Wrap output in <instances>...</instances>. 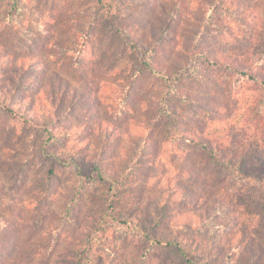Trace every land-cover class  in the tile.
Here are the masks:
<instances>
[{
	"label": "rangeland",
	"instance_id": "rangeland-1",
	"mask_svg": "<svg viewBox=\"0 0 264 264\" xmlns=\"http://www.w3.org/2000/svg\"><path fill=\"white\" fill-rule=\"evenodd\" d=\"M185 5L0 0V264H264V0Z\"/></svg>",
	"mask_w": 264,
	"mask_h": 264
},
{
	"label": "trees",
	"instance_id": "trees-1",
	"mask_svg": "<svg viewBox=\"0 0 264 264\" xmlns=\"http://www.w3.org/2000/svg\"><path fill=\"white\" fill-rule=\"evenodd\" d=\"M100 2L102 1V0H99ZM170 3H172L175 7H178L180 10L178 11V15L177 16H180V14H181V10H184V12H186V14H185V16L187 17V18H189L190 19V22H198V19L197 18H195L194 16H193V13L191 12V11H189V10H187L186 9V5H185V0H168ZM176 32V30H173V33H175ZM162 40H164V41H169L173 46H175V45H177V39H175V36L174 37H171L170 35H166V38H165V35H163L161 38H159L158 37V40H156L155 41V43H158L159 41H162ZM135 47H136V49H140V50H145L144 49V47L142 46V45H140V44H138L136 41H135ZM164 47H163V45H161V43H158L157 45H156V47H154L153 48V52H152V55H151V57L149 58V60H150V62L151 63H148V61L149 60H147V63H145V65H146V67L150 70V71H152L153 73H157V74H159V75H162L163 76V78H168V79H170L172 76L173 77H175V76H177L178 75V71H179V62H182V61H184L185 59H188L189 58V54L188 53H184V52H179V53H175V57H177V62H175L174 64H172V66H170L169 64H168V66H166L165 68H160V69H157L152 63H154V62H156L157 63V61H155V55H159L160 54V50L163 52V49ZM153 53H155V55L153 56ZM172 53V52H171ZM174 53V52H173ZM172 53V54H173ZM210 58V57H209ZM219 58V60L221 61L223 58H221V57H218ZM222 63H224L225 61H221ZM158 64V63H157ZM263 83H264V76L260 79ZM37 96V95H36ZM11 112H13V111H11ZM173 114L175 115V113L173 112ZM264 132V130H262L261 129V132ZM197 139H196V137H190V141L191 142H193V143H197V141H196ZM203 147L205 148V149H208V150H211L212 151V153L214 152L217 156H219L220 158H222V160H224V161H226V162H232V163H235L236 161H234V160H232L231 159V157H227V155L226 154H218V153H216V151H215V149H213L212 147H210L209 145H203ZM234 156H236V155H234ZM243 157H244V155H243ZM213 158V157H212ZM93 170H96V171H98V174H100L101 175V168L100 167H98V166H96V167H94V169ZM149 221L151 222V223H157L156 222V220L155 221H151L150 219H149ZM155 235H157V233L155 234ZM153 237V235L150 233V237ZM159 236L160 237H153L154 239V241L156 242V243H160V244H166L168 247H172V246H177L181 241H177V238L174 236V235H165L164 237H163V235L162 234H159ZM148 237H149V235H148Z\"/></svg>",
	"mask_w": 264,
	"mask_h": 264
}]
</instances>
